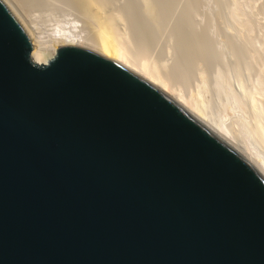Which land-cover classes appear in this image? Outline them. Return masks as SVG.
Masks as SVG:
<instances>
[{"label":"water","instance_id":"obj_1","mask_svg":"<svg viewBox=\"0 0 264 264\" xmlns=\"http://www.w3.org/2000/svg\"><path fill=\"white\" fill-rule=\"evenodd\" d=\"M0 0V264H264V174L166 93Z\"/></svg>","mask_w":264,"mask_h":264},{"label":"rangeland","instance_id":"obj_2","mask_svg":"<svg viewBox=\"0 0 264 264\" xmlns=\"http://www.w3.org/2000/svg\"><path fill=\"white\" fill-rule=\"evenodd\" d=\"M68 1H32L33 3L30 2L26 9L27 12L23 10L22 15L29 23L31 22V25H34L37 31L44 33V35L49 36L58 23L67 27L78 25L76 28L78 31L88 34L90 30L89 27H86L88 26L86 20H83L84 17L81 18L82 15ZM148 2H152V0L147 2L146 0H114L111 5L113 10L128 8L140 20H145V23L146 19L149 20V22L147 21L148 26L154 27L155 25L156 27L159 24L158 26L161 28H158L152 41H150L149 38L147 40L142 36L140 39L138 33L139 37L136 36L135 30L130 29L129 22L122 21L119 23L118 28L121 33H119V38L122 45L126 47L129 56H133L132 58L136 61L145 60L151 67L153 66L165 78L171 88H174V92L201 93V96L206 98L205 101L208 102L210 111L218 112L221 110L225 115L226 123L236 132L239 143L246 145L245 140L248 139L264 153V145L251 131V124L245 109L236 102L234 104L233 101L235 100H231L234 99L233 88H235L236 79L240 76L241 79H246L247 81H245L250 85L255 81L261 82L264 91V0H157V3L156 0H153V5L156 3L159 6L155 5L158 14H162L159 15V18L162 17L157 19L161 20L159 22H156L153 15L147 11L146 3ZM81 44L85 45V43ZM59 46L57 45V48ZM181 71L183 72L181 73ZM218 74L223 77L222 85L217 82ZM219 86L221 87L219 88ZM263 91L261 92L262 95H258V97L264 106ZM226 96L234 105L231 107L233 109L228 107L223 112L220 100L226 99Z\"/></svg>","mask_w":264,"mask_h":264},{"label":"bare ground","instance_id":"obj_3","mask_svg":"<svg viewBox=\"0 0 264 264\" xmlns=\"http://www.w3.org/2000/svg\"><path fill=\"white\" fill-rule=\"evenodd\" d=\"M32 1L36 2V0H9L13 9L16 11V13L21 18V20L24 22V24L26 25V27L28 28L29 32L31 33V35L34 39L32 59L35 62H37V63L48 62L51 58H53L57 49L63 45H74V46L87 47V48L93 49V50L101 53L105 57H107V58L115 61L116 63L124 66L128 70L137 74L141 78L145 79L146 81H148L149 83H151L152 85H154L155 87H157L158 89H160L161 91L166 93L175 102H177L180 106H182L190 115H192L195 119H197L199 122H201L205 127H207L211 132H213L215 135H217L224 142H226L231 147H233L236 151H238L241 155H243L246 159H248L254 166H256L264 174V153L261 152L262 150L258 149L256 147V145H253L254 143L252 144L251 142H249L248 139L245 140L247 142L246 145L239 143L240 141L239 142L237 141L238 138L236 137V132L234 130H232L230 128V126L226 123L225 115L221 112V110L218 112H214L213 110L210 111L208 104H207L208 102L205 101L206 98L204 99L203 96H201L202 95L201 93H199V94H186V93H183L182 91H180V92L177 91V93L174 92L175 91V90H173L174 88H171V86L165 80V78L163 76H161L160 73L153 68V66L151 67L145 60L136 61L132 58L133 56L132 57L129 56L128 51L126 50V47L123 46L121 41H120L121 39L119 37H120L121 33L119 32L120 29L118 28V24L121 23L122 21H127L131 25L130 29L132 28L135 30L136 36H138V34H139L140 37L139 36L138 37L140 39L142 36L143 38H147V40L149 38L150 41H152L153 36L156 34L155 32L158 31V28H160V26H158L159 25L158 23H156V24H158L156 27H155V25H154V27L153 26L150 27L147 24V21L149 22V20L146 19V23H145L144 22L145 20L144 21L140 20L138 17H136V15H134L135 13L132 14L133 12L132 11L130 12V10L128 8L127 9L123 8V10L122 9L121 10L120 9L119 10L118 9L113 10L111 5H112V3H114V0H69V1L67 0L68 3L71 2L70 4L74 5V8H76V10L82 15L81 18L84 17L83 20L84 19L86 20V24L88 25L86 27H89L90 32L88 31V34H84V32L78 31V29H76V28H78V25H74V27L73 26L67 27V26H64V25L58 23V24H56V27H54L52 29V32L48 36V35H44V33L42 34L41 32L37 31L35 29L34 25H31L30 24L31 22L29 23L22 15V11L25 10L27 12L26 9H27L29 3ZM147 1H150V0H146V2ZM38 3H40V2H38ZM156 3H157V0H156ZM156 3H154V5H153V0H152V2L146 3L148 10L147 9H145V10H147L150 14L153 15V18L156 20V22L157 21L159 22L161 20H157V19L159 18V15H162V14H158V10H156V8H155ZM236 4H238V3H236ZM128 7H130V6H128ZM157 7H159V6H157ZM29 8H30V6H29ZM128 10H129V12H128ZM233 10H230V11H233ZM159 12H160V10H159ZM144 13H145V11H144ZM239 13H240V11H239ZM137 15H139V14H137ZM241 15H243V14H241ZM161 17L162 16H160V18ZM153 18H151V19H153ZM154 21H153V24H155ZM74 23H76V22H74ZM149 24H151V23H149ZM85 29H84V31H85ZM160 29H159V31H160ZM86 30H88V28ZM254 41H256V40H254ZM81 43H85V45H83ZM134 44H135V42H134ZM57 45H60V46L57 48ZM145 47H146V45H145ZM261 65H263V64H261ZM207 69H208V67H207ZM182 72L183 71H181V73ZM167 75H168V73H167ZM219 75L220 74L217 75L218 76L217 82L219 85H222L223 77H222V75L221 76H219ZM245 80H244V78L241 79V76L236 79L235 86H234L235 88H233L234 89L233 90L234 91V93H233L234 99H231V100H235V101H233L234 104L236 102L241 108L245 109V111L248 115V119H249L250 124H251V131L254 133L255 136H257L259 142L264 145V109H263L264 106H263V104H261V101H260L261 99L258 97V95H262L261 92L263 91L262 90L263 86L261 87V82H259V81H255L252 85H250L248 82H246L247 80L246 81ZM259 80H261V79H259ZM218 84H217V86H218ZM220 87L221 86H219V88ZM222 87H224V86H222ZM169 89H171V90H169ZM215 89H216V87H215ZM227 91H229V90H227ZM220 92H219V94H220ZM229 93H227V94H229ZM217 96H220V95H217ZM227 96H226V99L220 100L221 103L219 102L222 105V111L223 112H224V110L226 111V109H228V107L231 108L234 105V104L233 105L231 104L232 102L230 103L229 97L227 98ZM219 107H221V106H219ZM231 109H233V108H231ZM252 138L254 139V137H252ZM242 142H244V141H242Z\"/></svg>","mask_w":264,"mask_h":264}]
</instances>
